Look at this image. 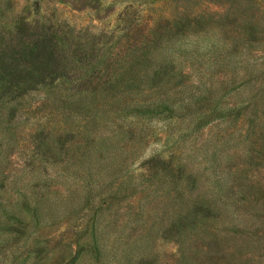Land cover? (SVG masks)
<instances>
[{
	"label": "rangeland",
	"instance_id": "obj_1",
	"mask_svg": "<svg viewBox=\"0 0 264 264\" xmlns=\"http://www.w3.org/2000/svg\"><path fill=\"white\" fill-rule=\"evenodd\" d=\"M0 264H264V0H0Z\"/></svg>",
	"mask_w": 264,
	"mask_h": 264
}]
</instances>
